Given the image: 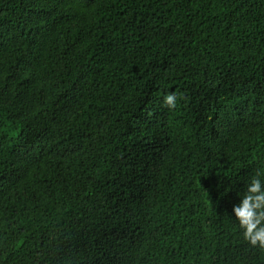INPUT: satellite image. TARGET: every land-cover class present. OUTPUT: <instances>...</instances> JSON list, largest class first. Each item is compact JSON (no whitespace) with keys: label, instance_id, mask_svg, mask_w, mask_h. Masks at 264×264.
Listing matches in <instances>:
<instances>
[{"label":"trees","instance_id":"1","mask_svg":"<svg viewBox=\"0 0 264 264\" xmlns=\"http://www.w3.org/2000/svg\"><path fill=\"white\" fill-rule=\"evenodd\" d=\"M257 173L264 0H0V264H264Z\"/></svg>","mask_w":264,"mask_h":264},{"label":"clouds","instance_id":"2","mask_svg":"<svg viewBox=\"0 0 264 264\" xmlns=\"http://www.w3.org/2000/svg\"><path fill=\"white\" fill-rule=\"evenodd\" d=\"M164 104L170 110L177 107V95L164 97ZM259 173L253 176L243 194L242 202L234 207V213L243 229V239L251 247L264 250V182Z\"/></svg>","mask_w":264,"mask_h":264}]
</instances>
